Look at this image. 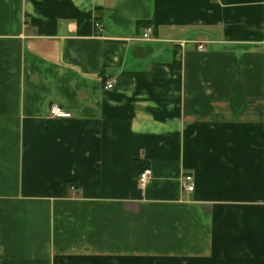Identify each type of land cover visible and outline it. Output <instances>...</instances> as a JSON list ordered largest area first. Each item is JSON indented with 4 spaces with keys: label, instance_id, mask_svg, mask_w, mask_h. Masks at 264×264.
I'll list each match as a JSON object with an SVG mask.
<instances>
[{
    "label": "crops",
    "instance_id": "1",
    "mask_svg": "<svg viewBox=\"0 0 264 264\" xmlns=\"http://www.w3.org/2000/svg\"><path fill=\"white\" fill-rule=\"evenodd\" d=\"M0 264H264V0H0Z\"/></svg>",
    "mask_w": 264,
    "mask_h": 264
},
{
    "label": "built area",
    "instance_id": "2",
    "mask_svg": "<svg viewBox=\"0 0 264 264\" xmlns=\"http://www.w3.org/2000/svg\"><path fill=\"white\" fill-rule=\"evenodd\" d=\"M96 26H99V24H96ZM150 34V29L148 28L147 30H145L144 34H143V38H148ZM199 50L202 49L201 46L198 47ZM114 85V81L112 82H108L105 85V88L109 89L111 87H113ZM48 114L50 116L56 117V118H68L71 116L70 112L65 111L64 109H62L60 106L58 105H51L48 109ZM151 176V170L150 168H144L142 169L137 176V182L138 184L143 187L145 186ZM183 189L190 192L194 189V182H193V178L191 175H185L183 178Z\"/></svg>",
    "mask_w": 264,
    "mask_h": 264
}]
</instances>
